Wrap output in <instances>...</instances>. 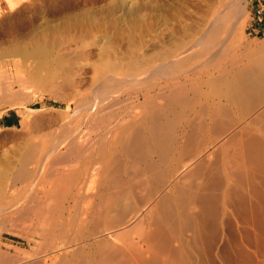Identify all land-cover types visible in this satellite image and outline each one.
I'll return each mask as SVG.
<instances>
[{"label": "bare ground", "instance_id": "obj_1", "mask_svg": "<svg viewBox=\"0 0 264 264\" xmlns=\"http://www.w3.org/2000/svg\"><path fill=\"white\" fill-rule=\"evenodd\" d=\"M239 2L219 0L208 29L233 17ZM206 32L180 47L183 51L177 47L179 53L172 48L159 55L154 69L113 64L93 77L92 88L73 109L82 118L61 143L66 149L43 156L59 165L51 163L52 170L66 184L43 218L56 216L58 225L52 228L50 221L48 228L39 221V229L42 224L48 229L38 231L40 244L30 264H264V59L215 66L216 74L205 75L206 92L186 90V81H175L189 80L196 71L186 65L206 49L218 48L201 66L225 50L218 51L223 43L213 37L215 31ZM153 71L165 81L160 94L165 104H154L161 97L151 100L149 91L138 90L130 100L134 105H124L131 90L126 86L146 83ZM194 95L204 97H197V110ZM234 113L255 115L236 122ZM96 157L103 167L92 161ZM26 159L10 187L28 177ZM28 240L37 244L34 236ZM51 252L57 254L48 257Z\"/></svg>", "mask_w": 264, "mask_h": 264}, {"label": "rangeland", "instance_id": "obj_2", "mask_svg": "<svg viewBox=\"0 0 264 264\" xmlns=\"http://www.w3.org/2000/svg\"><path fill=\"white\" fill-rule=\"evenodd\" d=\"M242 1L233 17H222V22L209 30L219 0H0V264H30L35 259V256L34 259L31 256L40 244L38 231L41 232L40 229L46 225L50 226V221L53 222L52 228L58 225L56 216L50 217V221L49 215L43 218L53 208L52 203L63 195L66 181L61 180L52 170V167L57 166L55 161L52 158L43 161V156H49L56 148L58 153L66 149L61 143L74 130L75 120L82 118V113L73 114V109L83 99V92L92 88L93 77L113 64L125 66L123 68L142 65V70L154 69L159 66L156 60L159 55L167 54L165 52L172 48L176 49H172L174 54L179 53V50L183 51L201 37V32L207 31L205 34L210 36V32L215 31L217 34L213 37L223 43V48L219 46L218 51L225 49L220 51L221 56L209 58L207 63L210 64L204 63L201 66L199 63L215 54L218 48L214 46L211 50L206 49L207 56L203 53L201 58L192 59L194 63L186 65L189 68L194 66L192 70H196L186 77H190L191 83L188 79H174L186 81V90L203 88L201 91L206 92V78L211 71L212 75L216 74V68L230 64L244 66L252 60L264 59V39L249 40L245 34L252 0ZM225 27L231 28L230 31L228 28L225 30ZM177 47L184 49L178 50ZM152 75L156 77H147L149 82L131 85L134 88L126 86L127 90L131 89L126 97L131 99L126 100L128 102L124 105H134V96L138 90L140 94L149 91L151 100L161 97L165 81L159 78L161 76L158 77V72L153 71ZM162 76L167 74L163 73ZM191 79L196 80L195 83ZM147 83H151L152 88ZM189 84L194 89H190ZM197 97L194 95L196 101L193 104L204 100L202 95H199V100ZM154 101L156 104H165L162 97ZM52 102L62 107L49 106ZM35 105L38 107H32ZM198 108L197 104L192 110ZM250 114L248 119L255 115ZM234 115L236 122L247 119L240 113ZM95 130L94 127L92 131ZM25 158L26 168L30 172L26 176L28 179L24 177L23 183L20 180L10 187V180L21 168ZM98 159L93 158L92 161L103 167L105 162L101 157L102 160ZM40 163H43V167L39 170ZM76 163H81V160ZM100 175L104 173L97 176L99 180ZM98 182L93 183L95 187ZM42 220L46 221V225L42 224L43 228L39 229L42 223L39 221ZM65 224L68 226L67 220ZM47 226L44 229L51 228ZM33 236L37 244L35 240L29 242L28 239ZM55 254L57 252L46 255L50 257Z\"/></svg>", "mask_w": 264, "mask_h": 264}, {"label": "built area", "instance_id": "obj_3", "mask_svg": "<svg viewBox=\"0 0 264 264\" xmlns=\"http://www.w3.org/2000/svg\"><path fill=\"white\" fill-rule=\"evenodd\" d=\"M257 6L251 8L247 19L246 31L248 34H257L260 30V25L264 23V0H256Z\"/></svg>", "mask_w": 264, "mask_h": 264}, {"label": "crops", "instance_id": "obj_4", "mask_svg": "<svg viewBox=\"0 0 264 264\" xmlns=\"http://www.w3.org/2000/svg\"><path fill=\"white\" fill-rule=\"evenodd\" d=\"M256 6H257V1L252 0L251 8L253 9ZM246 26H247V24H246ZM245 34H246L247 38H249V40H262V39H264V23H262L260 25V30L256 35L255 34H248L246 30H245Z\"/></svg>", "mask_w": 264, "mask_h": 264}, {"label": "trees", "instance_id": "obj_5", "mask_svg": "<svg viewBox=\"0 0 264 264\" xmlns=\"http://www.w3.org/2000/svg\"><path fill=\"white\" fill-rule=\"evenodd\" d=\"M49 106H54V107H62V105H61V104H59V103H55V102H52V103H50V104H49ZM32 107H34V108H37L38 106H37V105H35V106H32Z\"/></svg>", "mask_w": 264, "mask_h": 264}, {"label": "water", "instance_id": "obj_6", "mask_svg": "<svg viewBox=\"0 0 264 264\" xmlns=\"http://www.w3.org/2000/svg\"><path fill=\"white\" fill-rule=\"evenodd\" d=\"M14 121L16 122V118H14Z\"/></svg>", "mask_w": 264, "mask_h": 264}]
</instances>
